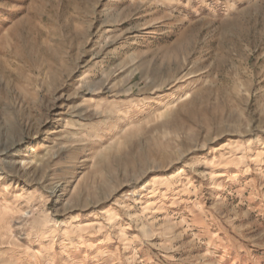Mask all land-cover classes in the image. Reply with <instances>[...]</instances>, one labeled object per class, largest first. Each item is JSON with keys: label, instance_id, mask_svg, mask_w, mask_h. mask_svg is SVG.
<instances>
[{"label": "rangeland", "instance_id": "1", "mask_svg": "<svg viewBox=\"0 0 264 264\" xmlns=\"http://www.w3.org/2000/svg\"><path fill=\"white\" fill-rule=\"evenodd\" d=\"M0 264H264V0H0Z\"/></svg>", "mask_w": 264, "mask_h": 264}, {"label": "bare ground", "instance_id": "2", "mask_svg": "<svg viewBox=\"0 0 264 264\" xmlns=\"http://www.w3.org/2000/svg\"><path fill=\"white\" fill-rule=\"evenodd\" d=\"M130 116L131 115H125L123 118H121L120 120H119V124L120 125H122V124H124L127 120H128V118H130ZM27 165V164H26ZM218 191L219 190H221V187H220V185H219V188L217 189ZM79 197V196H78ZM97 200V199H96ZM86 207H88V205L86 206ZM105 220L107 221V222H111L112 223V218L111 217H107V218H105ZM90 225H92V223H90L89 225H87V226H90ZM89 229V228H88Z\"/></svg>", "mask_w": 264, "mask_h": 264}]
</instances>
